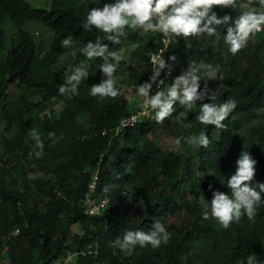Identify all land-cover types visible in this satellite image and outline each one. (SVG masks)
Returning a JSON list of instances; mask_svg holds the SVG:
<instances>
[{
    "label": "trees",
    "instance_id": "trees-1",
    "mask_svg": "<svg viewBox=\"0 0 264 264\" xmlns=\"http://www.w3.org/2000/svg\"><path fill=\"white\" fill-rule=\"evenodd\" d=\"M48 2L45 7H31L23 0H0V124L7 133L0 134V222L3 224L0 236L18 230L17 236L5 242L0 257H4L6 264H57L65 252L85 250L96 244V258L78 259L76 264H125L122 251L113 246V241L122 239L129 230L149 232L156 221L163 224L168 216L180 211L186 218L183 230L170 231L169 242L157 249L151 245L135 246L127 263L181 264L178 252H190L193 244H198L209 264H247L249 256L256 257L253 264L264 262V203L257 208L254 220L245 214L227 229L210 214L214 191L230 195L226 181L235 173V162L243 150L256 161L253 183H264V37L257 34L256 42L248 41L236 55L228 51L223 41L225 27L217 29L219 39L207 35L187 39L169 37L164 56L171 68L168 82L192 61L220 65L224 78L207 81L206 85V81L200 82L199 91L205 93L207 88L206 94L203 100L195 101L191 113L184 117V128L175 120L184 107L178 102L176 111L167 118L172 125L166 130L175 140L203 132L210 141L208 147L190 145L183 153L161 154L151 150L146 140L149 122L153 120L152 110L149 120L109 137L118 121L130 112L120 95L103 100L90 95L91 86L104 79L100 71L102 60H88L78 51L97 36L113 51H119L123 41L137 43L132 53L137 64L128 75V83L134 86L149 69L147 57L156 47V32L139 36V29L126 28L121 43L113 45L104 33L95 28L86 31L83 24L91 8L103 7L114 0ZM252 6L259 8L255 0ZM213 11L220 17L229 14L235 18L239 14L238 8L217 7ZM25 21L36 23L48 36L40 35L35 40L25 29ZM5 25L11 26L8 35ZM69 35L75 44L64 48L61 41ZM73 50L77 51L75 57L71 55ZM172 56L176 57L175 61L169 59ZM61 57L65 60L56 69ZM81 61L87 66L88 76L78 86L79 94L68 99L59 93V87L65 82L69 66H78ZM177 61L182 69H172ZM164 70L169 71L167 67ZM217 81H220L217 89L210 90ZM10 85L19 90L13 99L7 93ZM212 95L217 104L229 98L237 103L222 121V128L203 125L196 119L200 105L212 102L209 99ZM53 103L61 107L56 118L47 110ZM79 114L87 115L85 124H78ZM253 120L254 125L240 130L242 123ZM34 128L47 152L40 170L49 169L53 178L28 180L22 174L19 186H9L5 165L30 153L33 139L28 133ZM101 131L107 135L101 136ZM50 132L55 136L49 138ZM185 141L181 140L179 145ZM96 170L95 197L107 200L103 219L84 215L82 208L83 193ZM196 172L200 174L195 176ZM184 183L189 185L190 200L181 199L179 194ZM108 184L117 187H110L104 193L103 188ZM129 199L143 203L144 208L137 211L136 217L130 214ZM205 211L209 212L208 219L203 218ZM75 225L79 234L69 230Z\"/></svg>",
    "mask_w": 264,
    "mask_h": 264
},
{
    "label": "clouds",
    "instance_id": "clouds-1",
    "mask_svg": "<svg viewBox=\"0 0 264 264\" xmlns=\"http://www.w3.org/2000/svg\"><path fill=\"white\" fill-rule=\"evenodd\" d=\"M259 8L252 6L253 0H114L112 3H105L103 7L91 8L86 16L83 27L86 31L95 28L106 35V39L113 45L120 44L121 38L125 37V29L142 30L143 33L159 32L165 37L198 38L207 35L208 37L220 38L217 29L225 27L226 35L223 36L224 43L228 46V51L236 55L243 49L250 38L257 33L264 32V0H255ZM239 8L240 12L233 18L229 14L218 16L214 8ZM75 43L72 36H67L61 41V46L69 48ZM78 51L88 60L101 58L100 71L104 79L99 84L91 86L90 95L115 99L120 95L117 87L116 73L120 61L123 59V49L119 51L110 50L109 45L104 42L101 36H97L94 41H88ZM71 55L75 57L77 51L73 50ZM153 64V74L149 81L137 86V94L143 98L140 105L142 109H151L155 115L154 120L161 124L166 118L172 116L176 111L177 102L191 109L195 101L203 100L206 94L199 91L202 80H223V73L220 65L212 63H197L192 61L186 70L176 76L171 84L162 89L164 80H159L161 71L166 67L171 72V68L163 59V54L148 53ZM175 61L176 57H169ZM88 76L87 66L81 61L78 66H69L65 72V82L60 85L59 93L71 99L78 95V86L81 81ZM157 84V91L150 95L153 84ZM210 103L200 105L199 115L196 119L203 125H214L222 128L224 121L229 114L237 107L234 99H225L222 103H214L215 95L209 97ZM180 117L177 118L179 123ZM29 137L35 141V146L41 151L36 152L40 157L43 150V142L39 132L34 128L29 131ZM55 136L54 132L49 133V138ZM184 137H178L175 143L179 145ZM186 142L193 146L208 147L210 141L205 133L198 136L193 135L187 138ZM236 171L226 184L230 190V195L220 191L213 192L210 203V214L224 229L229 228L233 222H238L243 215H247L249 220H254L257 215V208L264 203V183L255 182L256 161L250 156L248 151H242L236 160ZM119 175L116 179H119ZM117 187L115 184L105 185L104 193L109 192V188ZM204 219L209 218V212H204ZM170 234L164 224L156 221L153 230L145 232L143 230H129L124 233L122 239L113 241V246L122 252L131 254L135 246L146 247L151 245L157 249L161 244H167ZM255 256L247 258V264H253ZM257 264L264 262L257 261Z\"/></svg>",
    "mask_w": 264,
    "mask_h": 264
},
{
    "label": "rangeland",
    "instance_id": "rangeland-1",
    "mask_svg": "<svg viewBox=\"0 0 264 264\" xmlns=\"http://www.w3.org/2000/svg\"><path fill=\"white\" fill-rule=\"evenodd\" d=\"M23 1H25L31 7H34V6L45 7V5L46 6L49 5V2H48L49 0H23ZM239 12H240V9H239ZM24 27L28 32H30L33 35L35 40L38 39L40 35H44L46 37L48 36V33L46 31H44L41 27H39L34 22L25 21ZM4 28H6L5 31H6L7 35L9 33H11V26L10 25H5ZM144 34L145 33H143L142 30H140L138 33L139 36H144ZM257 34L259 35V33H257ZM256 35L249 39L250 43L256 42V39H257ZM136 46H137V43L128 42V41H123L120 44L119 50L123 49V59L120 61V63H122V67L119 64V67H118L116 73L114 74L115 78L117 79V87L120 89V96L124 100V102L126 104V109L129 112H132L136 108L137 103H138L136 101V98L134 97L133 90L131 89V87H133V84L128 83V82H130V77L128 76L129 72L131 70H133L137 64V61L132 56V53H133L134 49L136 48ZM64 60L65 59L63 57H61L59 60V63L57 62V65L55 66V68L56 69L61 68V63H62V61L64 62ZM174 65L175 66H173L174 68L172 67V69H175V68L182 69V65L179 61L175 62ZM172 80L170 82L166 83V85L164 86L163 89H166L171 84ZM217 84L219 85L220 81L213 83V86L212 87L210 86V88H211L210 90H216ZM7 93L10 95V98L13 99L12 96L17 95L19 93V90L17 88H14L13 85H10L7 88ZM33 102H35V101H33ZM47 110L52 111V113L54 114V116L56 118L59 115L61 107H60V104L53 103L50 108H47ZM191 111H192V109H188L186 106H184L182 108L181 113L175 118L176 122H177L178 117L181 118L180 122L179 123L177 122L180 128L185 127L186 124L184 123V117L187 114H190ZM259 113H260V111H258L257 115H259ZM154 115H155V113L153 114L152 122H151V120L149 122L150 132L146 138L147 143L150 146L149 148L151 150H156L158 153H161V154L183 153L184 149L188 148L190 146V144H188L185 141V144H183L182 146L177 145L175 143V139L166 130L167 127L172 125V123H170L171 121H169L166 118L163 123L157 124L154 120ZM78 117H79L78 121H77L78 124H85L86 119H87V115L86 114H79ZM255 122L256 121L253 120V121H250L248 123H242L240 125V130H243L245 128L250 127L251 125H254ZM247 125H248V127H246ZM3 126H4L3 124H0V134L5 136L7 133L5 132V129ZM184 138H185V140H187V138H190V137H188V135H187ZM37 151H41V150L35 146V141L33 140L31 142L30 153L28 155H26L24 159L18 161L16 158H13L10 160V162H9L10 164L7 163L5 165L8 168L7 170L9 171L8 175L6 176L7 185L11 186L12 184H15L16 186H19L21 184V181H22V179H21L22 174L28 180L37 179V178H46V177H48L50 179L53 178L51 173L48 171L49 169L43 168L42 170H40V167H42L44 162H45L44 156H47V152L43 148L41 156L37 157L36 156ZM0 162H1V160H0ZM182 173L183 172H180V174H182ZM199 174H200L199 172H196L195 176H198ZM189 190H190L189 185H187L185 183L180 186L179 194L181 196V199L190 200ZM129 202L131 205L130 214L133 217H136L134 215H136L137 211L143 210V208H144L143 203L140 201L134 202L131 199H129ZM40 205H39V207L42 209V207ZM184 216H185L184 213H182L180 211L175 213L172 216H168L163 223L166 230L168 232H170V231L173 232V230H183V226H184L183 222L186 219ZM2 229H3V224H2V222H0V230H2ZM69 230L73 234H79L80 233L79 229L76 225L71 226ZM0 250H1V253L4 252L5 244L0 245ZM121 255H122V258H124L125 264H128L127 258H128V256H130L132 254H127L126 252H122ZM178 257H179L181 264H209L208 263L209 261L207 260L204 253L200 250V247L198 246V244H193L190 252H188V253L179 251ZM0 264H6L4 257H0ZM131 264H134V263H131ZM154 264H159V263H157L155 261Z\"/></svg>",
    "mask_w": 264,
    "mask_h": 264
},
{
    "label": "built area",
    "instance_id": "built-area-1",
    "mask_svg": "<svg viewBox=\"0 0 264 264\" xmlns=\"http://www.w3.org/2000/svg\"><path fill=\"white\" fill-rule=\"evenodd\" d=\"M158 35L156 47L151 53L153 54H163V59L166 53V50L169 45V37H165L162 33L156 32ZM261 37H264V32L259 33ZM147 64L149 69L146 71L144 79L131 87L134 93V97L136 98L137 106L136 108L129 113L126 117L121 118L115 128L111 130V135L109 136L114 137L117 133L121 132L122 130L132 128L138 122L149 120L152 117L151 109H142L140 105L143 102V98L139 97L137 94V86L143 84L146 81H149L150 76L153 74V64L151 62V58L148 55L147 57ZM170 78V73L168 70L161 71L159 80H164L163 85L161 88L168 82ZM157 84H153L152 89L150 91V95H154L157 91ZM45 113V112H44ZM101 136H106L107 133L105 131L100 132ZM101 154L99 156L100 160ZM97 181V170L91 175L89 182L86 185V189L82 196V208L83 214L86 216L94 217V218H104V210L107 205V200L105 198H97L95 197V187ZM18 235V230L14 229L4 235L0 236V245L5 244V242L9 238H13ZM97 256V245L93 244L92 246L86 248L85 250H77V251H67L65 254L60 258L57 264H76V261L79 259H95Z\"/></svg>",
    "mask_w": 264,
    "mask_h": 264
}]
</instances>
